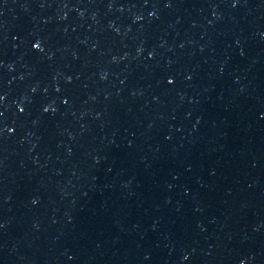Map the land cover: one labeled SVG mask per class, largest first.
Wrapping results in <instances>:
<instances>
[{
	"label": "water",
	"instance_id": "water-1",
	"mask_svg": "<svg viewBox=\"0 0 264 264\" xmlns=\"http://www.w3.org/2000/svg\"><path fill=\"white\" fill-rule=\"evenodd\" d=\"M0 264H264V0H0Z\"/></svg>",
	"mask_w": 264,
	"mask_h": 264
}]
</instances>
